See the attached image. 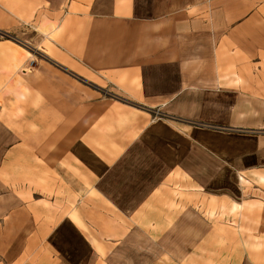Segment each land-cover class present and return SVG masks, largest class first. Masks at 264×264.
Returning a JSON list of instances; mask_svg holds the SVG:
<instances>
[{"label": "crops", "instance_id": "crops-1", "mask_svg": "<svg viewBox=\"0 0 264 264\" xmlns=\"http://www.w3.org/2000/svg\"><path fill=\"white\" fill-rule=\"evenodd\" d=\"M0 31L50 67L0 112V264H264V0H0Z\"/></svg>", "mask_w": 264, "mask_h": 264}, {"label": "rangeland", "instance_id": "rangeland-1", "mask_svg": "<svg viewBox=\"0 0 264 264\" xmlns=\"http://www.w3.org/2000/svg\"><path fill=\"white\" fill-rule=\"evenodd\" d=\"M38 41V38L28 39L22 36L17 38L13 33L0 31V112L4 111L5 108L12 107L15 99L19 100V104H26L29 97L31 100H33V98L35 99V95H29V85L31 82L26 81L29 77H24V74H34L35 78V71L38 68H50L45 64L48 63L49 59L38 50L40 47ZM47 73L52 80L57 82L56 80L58 77L55 74L50 72ZM24 85L27 86V88H25ZM106 90L101 93L99 98L114 97L115 99L117 97L113 92ZM48 93L49 92L46 91L43 95ZM23 97H25V101L22 99ZM31 104H34V102ZM165 115L166 114H159L156 111L155 114H153V119L163 118ZM16 116L19 118L20 114L16 112L14 117L11 116V118L15 119ZM7 118L9 117L6 114H0V161L3 158L1 152H3L12 142L21 143L24 140L21 136L14 138L6 134V131L3 128L7 127V121L10 123L12 120ZM28 144L29 143H27L26 147L27 151L30 150Z\"/></svg>", "mask_w": 264, "mask_h": 264}]
</instances>
